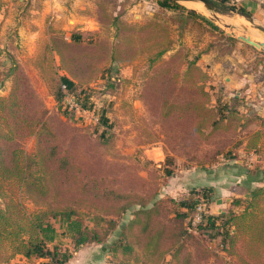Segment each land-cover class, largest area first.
<instances>
[{
	"label": "rangeland",
	"instance_id": "374dc122",
	"mask_svg": "<svg viewBox=\"0 0 264 264\" xmlns=\"http://www.w3.org/2000/svg\"><path fill=\"white\" fill-rule=\"evenodd\" d=\"M90 1L92 5L89 7L86 0L64 1L70 10L68 5L72 2L73 14H88L92 18L94 25L86 30L73 28L78 21L72 15L63 20L65 27L62 30L65 33L70 34L74 29L82 31L84 45L96 38L113 42L119 39L111 23L112 15H119L127 24L138 26L159 9L156 0H112L115 3L113 5L106 0V5L109 6H106L105 11L98 8L97 0ZM212 1L220 10L206 11L218 16L223 22L226 21L225 24L216 22L222 33L204 30L190 20L179 23L178 13L172 10H165L160 14L165 18L170 16V20L174 18L170 25L175 44L173 49L160 57L156 67L160 74L166 73L168 69L177 70L178 64H182L185 58H194L199 52L206 50L197 59V65L206 74L198 86L205 87L214 116L229 123L231 119V125H236L228 132L212 135L206 129L203 134L198 135L193 132V119L190 116L165 114L166 104L163 100L167 95L161 89L168 80L166 77L160 78L159 83L151 80L154 68L149 61L151 55L148 48H142L129 61L123 59L124 63L119 64L118 75L105 72L99 80L94 81V88L90 93L94 106L89 109L94 112L95 119L91 115L83 119L77 111L73 118L65 116L31 62L0 60V96L7 95L12 76L17 73L33 96L31 105L37 110H45L43 133L57 146L59 154L67 157L71 167L60 179L63 191L70 189L64 192L65 199L62 198L64 201L60 202L69 203L77 209V216L82 219L83 225L89 231L94 229L98 233L100 244L106 246V253L114 249L108 258L110 261L175 264L169 260L168 255L158 258V253L154 252L162 251L168 246L175 248L183 245V249L191 254V264H243L237 256L225 249L221 238L210 240L206 235L197 233L192 223L187 221L185 225L188 233H185L183 220L174 217L177 211H181L178 203L193 196L191 189L197 183L192 177L186 178L188 169L205 172L206 179L215 178L218 185L225 188H218L213 197L214 201L210 204L213 213L229 208L232 198L243 197L242 191L250 189L246 187L248 179L250 181L264 175V125L251 123L246 127L240 126L243 117L264 118V50L239 39L238 36L246 35L230 27L233 19H239L264 36V32L255 27H264V0H225L224 5L220 4V0ZM6 2L7 0H0V9L6 8ZM178 4L188 8V3ZM230 8L248 12L254 23L248 22ZM49 22L48 19L47 31ZM227 36L233 37L235 41L227 40ZM136 44L140 45V42ZM142 45L145 46L146 43ZM78 51L81 52L82 49ZM110 75L115 78H109ZM194 81H198L195 73L192 83ZM189 82L188 79H182L180 84L179 81L177 83L185 86ZM186 95V89L180 90L177 98H171L170 101L181 102L180 98ZM191 95L198 97L200 93L192 92ZM75 101L74 97L68 96L65 105L69 109L68 104ZM101 111L108 118L106 126L98 124ZM257 129L262 135L256 151H245V140ZM19 143L26 151L36 150L34 135L21 139ZM227 151L233 152L234 158L226 159L224 153ZM246 170L250 171L248 176L244 174ZM69 175L71 177L67 179ZM255 184L256 182H251L249 186L253 187ZM103 188L130 195L128 202L133 205L118 213L110 206L121 202L116 196L106 199L96 196L90 200L89 192L95 195L94 189ZM140 199H144L147 207L155 210L147 235L164 231V238L154 242L157 246L152 243L148 247L150 239L140 234L137 225H129V221L134 218V210L139 207ZM20 200L29 211L44 207V203L36 205L25 195ZM199 206L203 212L204 207ZM110 222L114 225L113 228L110 227ZM55 226L60 232L58 222ZM58 241L62 248L70 245V239L64 236L58 237ZM124 245H131L132 252L123 253L121 247Z\"/></svg>",
	"mask_w": 264,
	"mask_h": 264
},
{
	"label": "trees",
	"instance_id": "16d2710c",
	"mask_svg": "<svg viewBox=\"0 0 264 264\" xmlns=\"http://www.w3.org/2000/svg\"><path fill=\"white\" fill-rule=\"evenodd\" d=\"M224 1L219 2L224 5ZM97 2L98 8L102 11L109 6L106 5V0H97ZM107 2L111 5L115 4L112 0ZM156 3L159 9L157 8L147 21L138 26L127 24L119 15H112L111 23L116 37L119 38L114 42L96 38L88 45H84L82 31L74 29L67 38L63 30L54 29L50 25L48 27L50 37L39 43L38 51L31 59V63L54 95L64 115L73 118L74 109H68L65 105L67 96L74 97L82 108H92L94 103L90 99V93L94 88L92 86L94 81L99 80L105 72L118 75L119 64L124 63L123 59L129 61L142 48H148L151 55L149 61L154 68L151 80L158 83L163 77L168 80L161 89L167 95L163 100L166 104L165 114L190 116L193 119V132L198 135L203 134L206 129L212 135L216 132H228L236 125H231V119L229 123L214 116V109L208 104L209 95L205 87L198 86L199 81L204 80L206 74L197 65V59L201 53H206V50L199 52L194 58H185L182 64H178L177 70L168 69L166 73L161 74L157 70L160 57L173 49L175 44L170 25L174 18L170 20V16L161 17L160 14L166 12L165 10L178 13L179 23L190 20L204 30L220 33L222 31L201 15L177 2L156 0ZM225 38L235 41L230 36ZM137 42H140V45H137ZM142 43L146 45L143 46ZM80 48L81 52L78 51ZM194 73L198 81L192 83ZM109 78L115 77L110 75ZM182 79H188L190 82L185 86L178 85L177 82L179 81L180 84ZM184 89L187 90V95L180 98L181 102L170 101L171 98H177L179 91ZM28 90L22 77L15 73L12 76L9 92L5 96H0V264L10 263L18 254L27 259H43L40 264H65L71 257L72 251L68 247L62 248L58 243V237L69 238L73 249L90 242L100 243L101 238L94 229L89 231L88 227L83 225L73 205L60 202L64 201L62 199L64 192L70 190L63 191L60 185L61 177L71 168L70 163L67 157L59 154L57 146L50 142V137L44 135L45 110H37L31 105L30 100L33 101V96ZM192 92H198L200 96L191 95ZM99 115L98 124L106 126L108 118L105 112L101 111ZM258 118L243 117L240 126L246 127L251 123L264 125V118L259 120ZM31 135L36 137V150L33 152L26 151L19 143L21 139ZM261 135L259 129L251 133L245 140L244 150L256 151ZM224 156L228 160L234 158L231 151L224 153ZM249 173V170L244 172L246 176ZM70 177L69 175L66 178ZM251 182H256L255 186H249ZM246 184L250 189L242 191L244 196L232 198L229 202L230 207L218 213L210 210V204L216 194L215 187L195 185L191 189L193 196L184 198L178 203L181 211H177L174 217L183 220L184 231L188 233L185 221L191 223L197 207L201 205L204 210L200 221L193 225L197 233L206 235L210 240L221 238L225 249L237 256L243 264H264V175L250 181L248 179ZM94 193L95 195L88 193L90 200L96 196L105 199L116 196L121 199L120 203L110 205L118 213L126 211L133 205L128 202L130 195L115 189H94ZM22 195L36 205L44 203V207L40 206L35 211H29L21 203ZM138 206L133 212L134 218L129 221V225H137L140 234L150 239L147 243L148 247L152 243L157 246L154 242L156 239L164 238V231L147 235L155 210L147 207L144 199L139 200ZM57 222L60 232L55 226ZM109 224L111 228L114 227L112 222ZM121 248L125 254L132 252L131 245H124ZM172 248L168 246L154 253H158V258L168 255L169 260L174 261L175 264H191V254L183 249V245ZM113 251L114 249H110V254ZM110 263L134 264L128 260H112Z\"/></svg>",
	"mask_w": 264,
	"mask_h": 264
},
{
	"label": "crops",
	"instance_id": "0c3cea01",
	"mask_svg": "<svg viewBox=\"0 0 264 264\" xmlns=\"http://www.w3.org/2000/svg\"><path fill=\"white\" fill-rule=\"evenodd\" d=\"M65 0H16L14 3L7 0L5 7L0 9V60L7 62L18 61L20 63L31 62V59L38 51L39 43L50 37L47 31V20L54 29H64L63 20L70 15L74 16L78 23L73 28L81 30L91 29L94 25L88 14H73L72 2L67 7ZM67 1V0H66ZM72 1V0H71ZM85 1V0H84ZM87 7L91 6L90 0ZM77 9L74 10L76 13ZM69 19H67L68 21ZM71 30V29H70ZM66 32V37H69ZM217 133V132H216ZM215 134V133H214ZM196 170V169H194ZM187 179L192 177L196 185H212L217 189L220 187L217 180L206 179L203 171L187 170ZM213 178V177H212ZM67 245V244H66ZM72 255L65 264H111L108 259L110 253H106V246L98 242H90L73 249ZM43 259H27L22 255H16L8 264H40Z\"/></svg>",
	"mask_w": 264,
	"mask_h": 264
},
{
	"label": "bare ground",
	"instance_id": "6f19581e",
	"mask_svg": "<svg viewBox=\"0 0 264 264\" xmlns=\"http://www.w3.org/2000/svg\"><path fill=\"white\" fill-rule=\"evenodd\" d=\"M183 4H186V6L190 9H192L193 11H196L197 13L204 15L210 19H212V14H209L205 8L202 6L201 3L198 2H191V1H186V2H182ZM216 19H213L216 22L220 23V24H225L224 22L226 21H222L221 18H219L218 16H216ZM246 19H244L245 21ZM249 22V21H248ZM227 23L230 24V21H228ZM232 24H230L231 29L236 30L239 33H242L244 35H246V37L251 38L252 40L257 42V48H261L262 50H264V36H262L261 34L259 35V33L251 28L252 26L247 25L245 22L239 20V19H233V21L231 22ZM221 26V25H220Z\"/></svg>",
	"mask_w": 264,
	"mask_h": 264
},
{
	"label": "water",
	"instance_id": "95a60500",
	"mask_svg": "<svg viewBox=\"0 0 264 264\" xmlns=\"http://www.w3.org/2000/svg\"><path fill=\"white\" fill-rule=\"evenodd\" d=\"M173 2H177V3H182V2H186V1H191V2H198V3H201L202 6L205 8V10L207 9L208 11H219L220 8L212 1V0H171ZM183 4V3H182ZM192 10V9H191ZM230 10L234 13H237L243 17H245L249 22L251 23H254V19L252 18V16L246 12H243L241 10H236L235 8H230ZM193 11V10H192ZM199 14V13H198ZM201 15V14H199ZM202 17H204L205 19H207L208 21H210L211 23H213L214 25L218 26L215 21L213 19H216V15L212 14V19L204 16V15H201ZM255 25V24H254ZM228 27V25H225ZM255 27H257L261 32H264V27L262 26H259V25H255ZM239 39L249 43V44H252L254 45L255 47H257V42L252 40L251 38L249 37H246V36H238Z\"/></svg>",
	"mask_w": 264,
	"mask_h": 264
},
{
	"label": "built area",
	"instance_id": "2783aa9c",
	"mask_svg": "<svg viewBox=\"0 0 264 264\" xmlns=\"http://www.w3.org/2000/svg\"><path fill=\"white\" fill-rule=\"evenodd\" d=\"M68 97V96H67ZM66 97V98H67ZM70 109H74V112L77 111V113L79 114V116L83 119H85V116H89L91 115V118L95 119V115L94 112L91 109H86V108H82V106L80 105V103H78L77 101H75L74 103L72 102L71 104H68ZM202 215V209L200 206L197 207V211L194 214V217L191 221L192 225H195V223H197L198 221H200Z\"/></svg>",
	"mask_w": 264,
	"mask_h": 264
}]
</instances>
